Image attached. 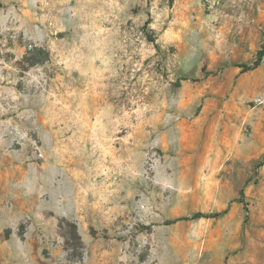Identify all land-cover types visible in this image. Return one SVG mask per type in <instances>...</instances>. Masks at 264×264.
<instances>
[{
    "label": "rangeland",
    "instance_id": "rangeland-1",
    "mask_svg": "<svg viewBox=\"0 0 264 264\" xmlns=\"http://www.w3.org/2000/svg\"><path fill=\"white\" fill-rule=\"evenodd\" d=\"M261 51L264 0H0V264H264Z\"/></svg>",
    "mask_w": 264,
    "mask_h": 264
},
{
    "label": "trees",
    "instance_id": "trees-1",
    "mask_svg": "<svg viewBox=\"0 0 264 264\" xmlns=\"http://www.w3.org/2000/svg\"><path fill=\"white\" fill-rule=\"evenodd\" d=\"M263 56H264V51H261V52H260V56H259V58L255 61V64L253 65V68H254V67H257V66L260 65ZM243 198H244V197H242L241 201H244Z\"/></svg>",
    "mask_w": 264,
    "mask_h": 264
}]
</instances>
